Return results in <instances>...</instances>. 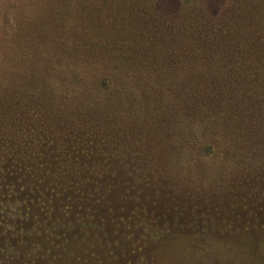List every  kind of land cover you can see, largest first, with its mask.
<instances>
[{"label": "rangeland", "instance_id": "obj_1", "mask_svg": "<svg viewBox=\"0 0 264 264\" xmlns=\"http://www.w3.org/2000/svg\"><path fill=\"white\" fill-rule=\"evenodd\" d=\"M83 1L87 12L72 7L62 29L44 26L46 34L35 29L22 37L18 28L37 11L35 1L0 0V144L15 147L0 154V169H34L42 183L40 219L61 221L53 236L46 232V243L33 234L30 256L41 258L39 264H264V92L260 103L243 99L252 92L229 80L232 96L212 108L221 111L210 120L197 108L210 90L184 84L187 77H223L228 53L225 42L205 50L224 30H181L182 6L204 9L207 26L222 25L223 16L237 10L233 0H142L141 17L117 6L96 13ZM237 3L240 24L251 27L248 37L256 27L263 35L264 0ZM98 16L109 18V43L124 39L107 64L79 51L80 30L90 35ZM251 16L258 17L254 24ZM54 28L62 32L55 42ZM129 30L145 39L140 55L130 50ZM227 35L236 41L240 33L230 28ZM237 52L247 55L248 45ZM200 53L211 57L196 65L221 71L188 67L186 55ZM108 77L114 85L103 89ZM178 92L190 99L179 101ZM213 143L214 151L201 158L199 151ZM48 144L56 153L49 154ZM15 179L3 183L25 186Z\"/></svg>", "mask_w": 264, "mask_h": 264}, {"label": "trees", "instance_id": "obj_2", "mask_svg": "<svg viewBox=\"0 0 264 264\" xmlns=\"http://www.w3.org/2000/svg\"><path fill=\"white\" fill-rule=\"evenodd\" d=\"M34 7L32 9H37V11H30L31 17L28 19V23H25L26 25L22 27L19 26L18 30L20 32V35L22 37L25 35V32L30 33L32 30L37 29L38 33L41 32L43 34H46L48 30L45 28L47 26H54L56 28L62 29L63 24L65 20L67 19L68 12L71 13L73 11L72 7L76 6V9L81 10L82 12L86 13L88 10V5L83 0H34ZM128 1V0H127ZM135 4L132 5L126 4V0H90L93 5H95L94 11L97 13L99 11V8L101 9L106 8L108 11H114L115 7L117 6L118 10L123 13V11H127L130 13H133L137 15V17H141L140 14H142L141 4L142 0H134ZM238 0H233L231 4V8L237 9L232 12H227L223 18H222V25H206L205 23V16H204V9L200 8H188L187 6H182L183 8L180 10L181 13H183V16L185 17V21L181 20V23L183 25V28L181 30H189L193 31V29L196 28L197 25H204L206 27L211 28L212 30L217 31L218 29L225 31V36L223 38H220V41L217 40V42L213 41L210 42L209 45L205 47V50L213 51L216 47L221 45L223 47V42L226 45V53L228 55L223 59L226 63V73H222L221 78L215 77V76H202V77H187L186 82L184 84L187 85H195V86H203L207 87L210 92H203V100L204 104H199L197 108L201 111L204 110L207 114V118L210 120H216V118L219 117V113L221 110L219 109H212L213 107L219 106V103H221L226 96H232L231 91L228 90L226 92V84L229 80H232L237 87L240 90H243L244 92H252L253 96H243V99H248L252 101L251 99L256 100L257 103H260V96L264 92V32L263 35H261V29L256 27L252 28L254 31V37H248L251 27H242L240 24V19L237 17V15L240 12V5L237 3ZM187 3V2H186ZM90 4V6L92 5ZM103 7V8H102ZM143 9V7H142ZM151 9H153V5L151 4ZM147 11V10H146ZM95 12H91V15H95ZM251 12V11H250ZM140 13V14H139ZM209 13V12H208ZM210 14V13H209ZM147 15L150 16L149 11H147ZM243 15V14H241ZM139 19V18H137ZM97 25L92 23V29L90 31V35L85 33L84 31H81L80 37H78V40H80V52H83V55L85 57H88L91 60L100 61L104 64H107L111 56L115 54L116 49L114 46H118L123 42L124 39H121L120 37H116V40L114 43H109L107 41L108 36L106 33V28L109 23V18H102L101 16L97 17ZM210 20V19H208ZM258 20V17L251 16V23L254 24ZM196 21H200L199 23H195ZM149 22H151L149 20ZM236 24V25H234ZM143 26L138 27L139 31H144L146 27L148 26V21L142 22ZM188 25V26H187ZM39 28H38V27ZM45 26V27H44ZM85 26V25H84ZM145 26V27H144ZM161 26L165 28V23L161 22ZM230 28L234 31H239L240 35L237 37L236 41H229V36L227 33H230ZM54 32L51 31V40L55 42V40H61L62 32L61 30H57L54 28ZM74 30V29H73ZM72 30V31H73ZM118 34H123L122 29H117ZM126 40L129 43V46L131 47V52L135 55H140L143 48L147 46L145 43L143 45L142 40H145L141 37H138V35L133 31L129 30L127 31ZM97 36H100L102 38H99ZM247 36L250 39L242 40L241 37ZM97 38V39H95ZM139 38V39H138ZM141 38V39H140ZM245 43L249 47V53L247 55H242L237 52V48L242 43ZM217 44V45H216ZM78 47V46H77ZM117 56V55H116ZM118 56L121 57V59H129L128 56L130 54L124 52L118 54ZM204 58L203 60L205 63H209L208 61L210 59H207L211 56L205 53H200L198 57L196 56H189L186 55V58L188 59L187 64L188 67H191L193 65L199 66L203 71H208V74L211 73V69L215 71H221L220 69H213V65H210V68H202V65H196L195 61L202 60L201 58ZM169 64L172 65L171 61H169ZM236 64V66H234ZM149 63L142 62L141 66L144 70H148ZM234 67H237L238 70L235 72ZM124 69V67H120L118 70ZM141 68V70H143ZM128 70V69H127ZM126 70V71H127ZM130 71H134L133 68L129 69ZM128 70V71H129ZM236 74L234 77H231V74ZM225 75H228L227 77ZM140 80V79H137ZM107 82V87L102 84L103 89H109L111 88L114 83V79L112 77H108L105 79ZM142 81V80H141ZM144 84H147L144 82ZM156 94H159V91L156 92ZM179 95V92H178ZM190 99L189 97H184L179 95V101H184ZM113 100V99H112ZM112 100H110V105L113 107ZM114 102V101H113ZM112 103V104H111ZM257 110L259 109V106L255 107ZM195 114V112H193ZM209 131L212 133H215V135L219 134L221 127H217L214 125H208ZM16 141L17 139H9ZM221 139L216 141L217 145H222L220 142ZM5 144V143H4ZM7 146H9L6 143ZM48 147L51 148V152L49 154L56 153L52 150V146L48 144ZM7 147L5 145L0 144V154L3 152L7 154L10 152L9 150H15V147L12 149H6ZM11 148V147H9ZM6 151V152H5ZM214 151V143L212 145H209L205 149V151H199V156L201 158L205 157L209 152ZM44 154L46 155V149L44 150ZM68 158L75 162L77 161V158H74L70 154L67 155ZM67 156H63V158H67ZM2 157V156H1ZM57 164H60L61 158L55 157ZM0 164L2 165L3 162L0 160ZM61 170V169H60ZM64 170V169H62ZM71 173H74L75 171H78L79 169H69ZM36 171L34 169H0V264H5L7 262L11 264H39L41 258L39 257H32L30 256L28 249L29 247L36 246L33 244L34 240L31 239L33 234L36 233V236L43 237L44 241L46 243L47 237L46 232H48L50 235L53 236V232L56 230L58 225L60 224L59 220L52 221L51 224L46 223V221L40 219V212H43V209H39L40 206H42L41 198L43 195L39 194L37 190H39L42 186V183L36 179V176L34 175ZM65 171H63L64 175ZM21 177L24 179L22 182L25 183V186H17L18 188L13 189L12 185L4 184V181H14L15 178ZM31 178V179H29ZM64 180H67L64 178ZM36 183V185H35ZM46 191V188L44 189V192ZM29 195H32L31 198H29ZM38 195L39 197H36V199L33 198V196ZM37 202V204H36ZM36 210V211H34ZM46 217V216H45ZM39 218V219H38ZM41 239V238H40ZM37 249H42L40 246L36 247ZM56 248H59L58 246ZM26 249V250H25ZM65 249V248H64ZM43 261H46V259H43ZM48 263V262H47Z\"/></svg>", "mask_w": 264, "mask_h": 264}]
</instances>
